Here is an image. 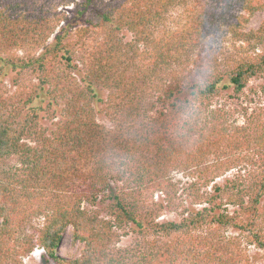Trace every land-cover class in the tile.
I'll return each mask as SVG.
<instances>
[{
    "label": "trees",
    "instance_id": "obj_1",
    "mask_svg": "<svg viewBox=\"0 0 264 264\" xmlns=\"http://www.w3.org/2000/svg\"><path fill=\"white\" fill-rule=\"evenodd\" d=\"M180 1L0 0V60L36 79L0 97V264L35 248L55 264H264V82L250 83L264 79V19L200 67L207 15L157 33ZM236 5L252 14L264 0ZM99 201L106 216L87 208ZM165 209L178 218L159 220ZM68 227L82 243L72 258L59 254Z\"/></svg>",
    "mask_w": 264,
    "mask_h": 264
},
{
    "label": "rangeland",
    "instance_id": "obj_2",
    "mask_svg": "<svg viewBox=\"0 0 264 264\" xmlns=\"http://www.w3.org/2000/svg\"><path fill=\"white\" fill-rule=\"evenodd\" d=\"M237 0H181L179 3L175 4L169 9L164 22L158 28L157 33L162 35V33H173L175 30L182 27H186L189 24H194L197 17L202 15H207V24L210 23L211 32L209 35L202 38V42L194 50L195 61L198 62L200 67L204 62L210 59V56L214 57L218 63H221L224 57L235 54L238 51V45L243 44L241 41L242 34H247L250 30H256L262 23L264 19V9H258L254 13H250L243 9L238 8L236 5ZM73 4L69 5V12H73ZM228 6L231 7V14L239 13L241 17L238 18L235 24H231V17L229 12H226ZM241 18V19H240ZM234 21V20H233ZM239 21V22H238ZM237 24V25H236ZM130 32L123 30L122 36L126 41L130 40ZM98 35L96 33L90 34L87 42L86 51L92 50L96 44ZM52 41L51 37L49 42ZM141 46V45H140ZM1 54V53H0ZM13 54L22 57L24 51L19 49H14ZM3 55H0V57ZM147 57V56H146ZM135 64H145L147 59L145 55L142 54L141 47L136 51ZM3 67V69H1ZM173 68L179 70L178 66L174 65ZM133 70L131 66L129 72ZM136 75L140 73L135 72ZM133 74V73H132ZM131 74V76H132ZM36 82L35 75L29 72H22L19 74L17 70H10L4 62L0 60V97L12 95L16 99L20 97L21 94L26 95L32 85ZM261 81L252 80L250 83L255 84ZM161 92V91H160ZM159 93L152 92V95L157 97L161 96ZM156 100V99H154ZM44 104V103H43ZM156 110H160L164 107L163 99L156 100ZM43 118L41 122L44 125L49 126L50 120L47 118L48 115L42 113ZM98 119L101 121H106L102 115H99ZM13 163V161L11 162ZM175 179L179 180L181 185H185L189 182V177L184 174L175 173ZM231 176V173H227L225 176L218 178L217 181L223 183L225 178ZM163 195L159 192L156 193L155 199L161 200ZM90 211L100 214L101 216L107 215V202L99 201L93 207H87ZM178 216L175 212L165 209L161 212L159 220H176ZM41 218L35 219L34 224L40 225ZM132 235L128 234L121 238V244H128L132 240ZM82 248V243L76 241L72 238V228L68 227L62 237L59 254L66 258H72L79 255ZM251 249V254L255 256L257 260L260 258V252ZM46 256L42 249L35 248L29 255L23 258L21 264H55L52 261L45 263Z\"/></svg>",
    "mask_w": 264,
    "mask_h": 264
},
{
    "label": "clouds",
    "instance_id": "obj_3",
    "mask_svg": "<svg viewBox=\"0 0 264 264\" xmlns=\"http://www.w3.org/2000/svg\"><path fill=\"white\" fill-rule=\"evenodd\" d=\"M197 115V110L194 106H192L189 110L185 112V122L187 123L188 120L192 119ZM182 137L186 135V131H182L179 133Z\"/></svg>",
    "mask_w": 264,
    "mask_h": 264
}]
</instances>
